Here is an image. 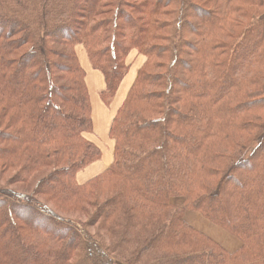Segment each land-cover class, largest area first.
Instances as JSON below:
<instances>
[{
	"label": "trees",
	"instance_id": "16d2710c",
	"mask_svg": "<svg viewBox=\"0 0 264 264\" xmlns=\"http://www.w3.org/2000/svg\"><path fill=\"white\" fill-rule=\"evenodd\" d=\"M248 7L264 0H0V264H264V15ZM79 45L113 142L84 182L102 154Z\"/></svg>",
	"mask_w": 264,
	"mask_h": 264
},
{
	"label": "rangeland",
	"instance_id": "374dc122",
	"mask_svg": "<svg viewBox=\"0 0 264 264\" xmlns=\"http://www.w3.org/2000/svg\"><path fill=\"white\" fill-rule=\"evenodd\" d=\"M130 3L134 2L135 0H129ZM249 10L251 11V13L254 15V17L257 19L258 17H261L264 15V9H256V8H250L248 7ZM235 20H236V17L234 16ZM165 22L169 23V24H172L173 23V20L172 19H166ZM189 22L191 23V20H189ZM243 23H245L243 21ZM227 32H231V28H228ZM239 32L237 31L235 33L234 36H238ZM221 39L222 40H225L224 38H220L218 39V42H220L221 44ZM179 40L180 42L182 41L184 45L188 44L190 42V40H192V35L186 31V33H183L181 35V38L179 37ZM79 49H77V51L79 50H82L83 47L82 46H77ZM186 49V48H185ZM133 56L130 57V60L132 59ZM87 76H86V81H87V85H88V88H90V94L91 96L93 97V99H95L96 102H98V110H94V114H93V134H91V138L92 140L95 142V143H101L103 144L104 141H110L108 139V124H109V114H108V111H107V108L102 104V102L100 101L99 99V96H98V93L101 89L104 88V82H103V78L101 76V74L92 69V67L89 65L88 63V69H87ZM101 84H102V88H101ZM123 85V84H122ZM97 87H100L101 89L98 90L96 89ZM99 118H101V120L104 121L105 123V128H104V132H101V130L98 128V120ZM97 134V135H96ZM87 136V135H86ZM108 145V149L106 152H108L109 154L111 153L112 155V152L109 148V144L106 143ZM110 145L113 146V142L111 141L110 142ZM109 150V151H108ZM107 153V155L109 156V154ZM1 180H2V183H0V187L3 188L5 186V181L7 180V177L4 176L3 178L1 177ZM20 191H22L23 193H28V191H25V190H22L20 189ZM41 199L43 202L44 200L42 198H39ZM49 204L50 207L51 204L50 203H47V205ZM62 212V211H61ZM64 217H66L67 219H71L73 220L76 219L75 216H72L71 214H64V212L62 214H60ZM190 215L192 216V218H190ZM83 218V219H82ZM81 220L77 223V221H74L75 223H77L78 225H80V222H84V217H82ZM185 220L187 223H189L192 227H194L197 231L205 234V235H208L210 236V238L212 240H214L215 242H217L218 244L220 243L225 249H228V250H235L236 247H238V245H240V241L235 239V238H232V236L228 235L227 233H225L222 229H220L219 227H216L212 224H210L208 221H206L198 212H187L186 215H185ZM221 232L224 234V236L226 235L228 237V239L232 242L233 246L235 244V241L237 243L236 246H232L230 248H228L227 246H224L223 245V238L220 237L218 235V233ZM215 233V234H214ZM235 241H234V240Z\"/></svg>",
	"mask_w": 264,
	"mask_h": 264
},
{
	"label": "crops",
	"instance_id": "0c3cea01",
	"mask_svg": "<svg viewBox=\"0 0 264 264\" xmlns=\"http://www.w3.org/2000/svg\"><path fill=\"white\" fill-rule=\"evenodd\" d=\"M77 49H79L78 47H76V55H77V57H78V59H79V62H80V64H81V66L83 67V69H84V71H85V74H86V76H87V69H88V59H87V57H86V54H85V52H84V49H82V50H79V51H77ZM90 65V64H89ZM86 76H85V81H86ZM104 82V81H103ZM124 83V82H123ZM122 83V84H123ZM122 84H121V86H120V88H119V91H120V89H121V87H122ZM86 85H87V81H86ZM101 88H102V84H101ZM100 87H97L96 89H98V90H100L101 89ZM87 89H88V93H89V96H90V101H91V109H92V122H93V114H94V110H95V108H96V110H98V102H96L95 101V99H93V97L91 96V94H90V88H88V85H87ZM102 90V89H101ZM100 90V91H101ZM99 91V92H100ZM119 91H118V93H119ZM118 93H117V95H118ZM99 94V93H98ZM117 95H116V98H117ZM116 100V99H115ZM115 102V101H114ZM113 102V103H114ZM103 104V103H102ZM113 105V104H112ZM112 107V106H111ZM107 111H108V114H109V124H108V127L110 126V123H111V119H112V115H111V112L107 109ZM109 129V128H108ZM94 133V132H93ZM97 135V134H96ZM107 135H108V133H107ZM86 138L88 139V140H90V141H92L93 143H95L93 140H92V138H91V136L90 135H87L86 136ZM110 142L111 141H104L103 142V144H101V143H95L99 148H100V150H101V154H102V157H101V160H100V162H99V164L98 165H94V166H91V167H89V168H87L86 170H84L83 172H81L80 174H79V179H81L80 181L81 182H84L85 180H87L88 178H90L91 176H93V174L96 172V171H98V167H108L109 165H110V163L112 162V155H111V153L109 154L108 152H106L107 151V149H108V145L106 144V143H108L109 144V148H110V150H111V152L113 151V146H111L110 145ZM106 150V151H105ZM109 151V150H108ZM107 153L109 154V156L107 155ZM107 158H108V160H107ZM190 218H192V216L190 215ZM220 233V232H219ZM215 234V233H214ZM237 244H236V242H235V244H234V246H236ZM233 246V247H234ZM232 247V248H233Z\"/></svg>",
	"mask_w": 264,
	"mask_h": 264
},
{
	"label": "bare ground",
	"instance_id": "6f19581e",
	"mask_svg": "<svg viewBox=\"0 0 264 264\" xmlns=\"http://www.w3.org/2000/svg\"><path fill=\"white\" fill-rule=\"evenodd\" d=\"M129 83H130V77L129 78H127L125 81H124V83H123V85H122V87H121V89H120V91H119V93H118V95H117V98H116V100H115V103L113 104V106H112V108H113V111L117 108V106L119 105V103L122 101V99H123V96H124V94H125V91H126V89H127V87L129 86ZM98 128L101 130V132H104V128H105V123H104V121L103 120H101V118H99V120H98ZM107 160H108V158H107ZM218 235L220 236V237H222L223 238V245L224 246H227L228 248H230V247H232L233 246V244H232V242L228 239V237L227 236H223L222 234H220V233H218ZM234 243V242H233Z\"/></svg>",
	"mask_w": 264,
	"mask_h": 264
}]
</instances>
